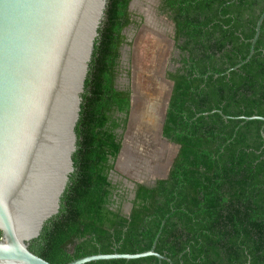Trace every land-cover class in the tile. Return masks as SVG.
<instances>
[{
  "label": "trees",
  "instance_id": "obj_1",
  "mask_svg": "<svg viewBox=\"0 0 264 264\" xmlns=\"http://www.w3.org/2000/svg\"><path fill=\"white\" fill-rule=\"evenodd\" d=\"M131 1L109 0L82 95L75 170L59 213L30 249L53 264L144 252L165 220L155 251L173 264H264V121L239 118L264 117V21L251 59L226 73L249 55L264 0H161L180 51L167 71L173 86L162 132L179 149L168 176L137 182L129 199L113 171L131 110V91L117 85Z\"/></svg>",
  "mask_w": 264,
  "mask_h": 264
},
{
  "label": "water",
  "instance_id": "obj_2",
  "mask_svg": "<svg viewBox=\"0 0 264 264\" xmlns=\"http://www.w3.org/2000/svg\"><path fill=\"white\" fill-rule=\"evenodd\" d=\"M108 4L109 0H0V264H53L34 253L30 243L59 213L75 170L82 95ZM263 21L264 10L249 55L227 74L251 59ZM133 105L132 96L130 113ZM239 118L264 121L258 115ZM261 134L264 139V125ZM122 152L123 146L113 171L117 178ZM129 184L134 187L136 182ZM130 209L129 203L126 211ZM164 224L165 220L150 250L98 253L66 264L148 256L159 258L160 264L164 259L172 263L155 251Z\"/></svg>",
  "mask_w": 264,
  "mask_h": 264
},
{
  "label": "rangeland",
  "instance_id": "obj_3",
  "mask_svg": "<svg viewBox=\"0 0 264 264\" xmlns=\"http://www.w3.org/2000/svg\"><path fill=\"white\" fill-rule=\"evenodd\" d=\"M160 3L133 0L132 23L124 30L117 85L131 91L134 105L122 133L123 152L116 169L119 177H113L127 179L129 186V182L148 183L164 175L178 152L162 132V114L173 85L167 71L174 69L172 62L179 52L174 25L160 10Z\"/></svg>",
  "mask_w": 264,
  "mask_h": 264
},
{
  "label": "flooded vegetation",
  "instance_id": "obj_4",
  "mask_svg": "<svg viewBox=\"0 0 264 264\" xmlns=\"http://www.w3.org/2000/svg\"><path fill=\"white\" fill-rule=\"evenodd\" d=\"M133 1V0H132ZM132 1H131V4H132ZM131 4H130V7H131ZM130 7H129V10H130ZM131 12V11H130ZM131 20H132V14H131ZM124 44V43H123ZM178 52H179V55H178V57H176V58H174V60H173V62H172V64H173V66H174V69L176 68V67H178V63H177V60L179 59V56H180V51L178 50ZM120 65H121V58H120V62H119V69H120ZM174 69H170V70H174ZM169 78V77H168ZM171 80V79H170ZM172 81V80H171ZM173 86V85H172ZM132 97V96H131ZM167 108H168V106H167ZM167 108H166V110H165V113H164V115L162 114V130H163V124H164V120H165V116H166V112H167ZM165 138V137H164ZM167 139V138H166ZM168 142H170V143H172V144H175V143H173V142H171V141H169V140H167ZM176 145V144H175ZM177 146V145H176ZM175 158V157H174ZM174 160V159H173ZM173 163V162H172ZM171 166H172V164H171ZM171 166L168 168V171L170 170V168H171ZM162 172V171H161ZM167 172V171H166ZM163 173V172H162ZM157 180V179H156ZM123 182V181H122ZM137 183V182H136ZM142 183H144V182H142ZM136 185V184H135ZM123 189L124 190H126L125 191V193L128 195L127 197H129V199H132L133 198V193H131L132 192V190L135 188V186L134 187H131V186H129V185H127L126 183H124L123 182ZM123 190V191H124ZM127 204H129V203H127ZM131 204V203H130ZM125 208H127V205H126V207Z\"/></svg>",
  "mask_w": 264,
  "mask_h": 264
}]
</instances>
